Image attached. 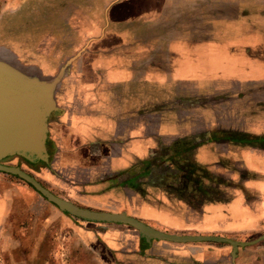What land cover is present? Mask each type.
I'll return each mask as SVG.
<instances>
[{"label":"crops","instance_id":"0c3cea01","mask_svg":"<svg viewBox=\"0 0 264 264\" xmlns=\"http://www.w3.org/2000/svg\"><path fill=\"white\" fill-rule=\"evenodd\" d=\"M60 3L40 13L46 51L30 65L60 76L55 156L42 177L77 205L217 237L146 242L129 225L78 218L89 256L264 264V101L240 95L264 86V0ZM32 191L1 176L0 264L36 262Z\"/></svg>","mask_w":264,"mask_h":264},{"label":"water","instance_id":"95a60500","mask_svg":"<svg viewBox=\"0 0 264 264\" xmlns=\"http://www.w3.org/2000/svg\"><path fill=\"white\" fill-rule=\"evenodd\" d=\"M59 77V74L46 77L28 72L0 56V171L21 178L67 214L85 220L132 226L146 242L153 239L171 242L217 240L213 236L164 232L124 212L79 206L52 193L20 166L5 164L8 160L17 158L30 167H47L54 159L55 145L49 135V123L55 119L59 110L55 98Z\"/></svg>","mask_w":264,"mask_h":264},{"label":"rangeland","instance_id":"374dc122","mask_svg":"<svg viewBox=\"0 0 264 264\" xmlns=\"http://www.w3.org/2000/svg\"><path fill=\"white\" fill-rule=\"evenodd\" d=\"M61 3L60 0L58 2L54 0H0V56L7 61L16 63L28 72H37L31 67L36 65L31 62L33 60L31 58L32 54H41L46 51L40 41L42 32L45 30L44 27L41 28L40 26V13L41 11L58 8ZM33 22L34 30L32 31L30 27ZM34 47H37V50H34ZM243 94L263 102L264 86H258L256 90L243 89L240 95L242 96ZM5 164L20 166L22 170L32 174L44 187L57 195L41 175V168L45 166L30 167L20 162L17 158H12ZM1 176L12 179L18 187L20 184L26 187L30 186L21 178L0 171V179ZM32 190L33 196H38L40 201L32 200V212L35 214V219L32 223L34 234L32 236L33 244L29 246L27 253L34 255L36 251V262L33 260L30 261V264H109L108 260L103 258V252L89 256V246L85 244L81 236L76 234L74 230L75 220H79L77 217H70L72 215L63 212L57 206L41 197L33 188ZM36 213L41 214V217L43 215V218L36 215ZM44 213L48 217L47 220L44 219ZM36 218H38V224H35L37 222ZM103 223L118 224L113 222ZM39 246L48 250L41 253L44 254V259H41L39 255Z\"/></svg>","mask_w":264,"mask_h":264}]
</instances>
